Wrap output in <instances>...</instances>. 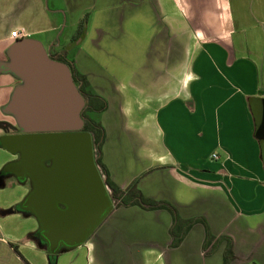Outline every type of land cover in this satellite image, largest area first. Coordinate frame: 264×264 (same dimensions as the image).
<instances>
[{"label":"crops","instance_id":"1","mask_svg":"<svg viewBox=\"0 0 264 264\" xmlns=\"http://www.w3.org/2000/svg\"><path fill=\"white\" fill-rule=\"evenodd\" d=\"M81 6L95 10L82 39L77 17L62 40L58 15ZM17 28L66 55L107 99L102 160L111 180L122 189L136 182L144 197L207 226L196 221L173 245L170 209L115 204L51 263L31 234L38 218L16 207L32 184L7 170L0 264H225L227 239L214 244L224 235L233 241L229 264H264V141L253 109L264 98V0H0V137L19 125L9 109L24 84L10 67ZM48 32L47 43L34 36ZM0 150L9 154L0 159L5 171L17 152L1 141ZM154 232L162 236L148 237Z\"/></svg>","mask_w":264,"mask_h":264},{"label":"water","instance_id":"2","mask_svg":"<svg viewBox=\"0 0 264 264\" xmlns=\"http://www.w3.org/2000/svg\"><path fill=\"white\" fill-rule=\"evenodd\" d=\"M11 56L10 67L24 84L15 90L9 109L23 131L0 137L3 147L20 153L5 169L32 180L19 205L36 215L41 237L55 253L85 242L115 199L97 164L93 134L82 129L85 97L68 63L30 36L14 41ZM253 109L264 141V98H255Z\"/></svg>","mask_w":264,"mask_h":264},{"label":"trees","instance_id":"3","mask_svg":"<svg viewBox=\"0 0 264 264\" xmlns=\"http://www.w3.org/2000/svg\"><path fill=\"white\" fill-rule=\"evenodd\" d=\"M85 19L86 18H82L79 21L77 30L74 34V38H77L83 35L84 27H85ZM59 59L68 63V65L71 68L73 78L85 97V105L82 109V115L84 117L83 129L88 130L92 132L93 134L94 153L96 156V161H97V164L102 174L106 176V182L110 185L112 189V196L116 201V205L118 204H126V205L140 204L141 206L147 207V208L167 207L168 209H170V211L173 214V222L170 228V232L173 235V241H172L173 245L178 244L183 239L188 229L196 221L204 219L206 226H207V222L205 218L203 217L182 218L179 215L178 209L175 207V205L171 204L170 202H167L164 200L156 201L154 199L144 197L142 193L140 192V190L138 189V187L136 186V182L131 183L126 189H122L118 185H116L115 182L111 180V178L109 177L108 168L102 160V144H103V140L105 137V127L103 123L101 122V120L94 118L91 114L88 113V110L102 111L106 109L108 106L107 99L101 93L95 92L87 88L88 81H87L86 76L83 73H80L79 71H77L76 66L73 63V61L65 58L64 56L60 57ZM31 234L32 236L38 238L40 243L43 246H45L46 249L48 248L47 241L41 237V234L39 231H34ZM213 238L214 236L209 232V229H208L207 230L208 243ZM223 239H227V246L224 252V263L229 264L230 260L234 256L232 238L228 235L220 236L216 239L214 244H216L217 242H220ZM58 251L55 253H50L51 263L55 262Z\"/></svg>","mask_w":264,"mask_h":264},{"label":"rangeland","instance_id":"4","mask_svg":"<svg viewBox=\"0 0 264 264\" xmlns=\"http://www.w3.org/2000/svg\"><path fill=\"white\" fill-rule=\"evenodd\" d=\"M52 3V0H49V4L51 5ZM95 11V10H91L90 7H86V6H81L79 9H75V10H67V11H61L60 14L58 15V17L61 19V24L62 26L66 25L65 29L63 30V32L61 33L60 35V38L62 40L65 39V33H67V31L69 30V28L71 27V24L75 21V18H79L78 19V23L79 21L82 19V18H86L85 19V27H84V30L88 27V20H89V17L91 15V13ZM54 14V16L56 17V12H52ZM58 14V13H57ZM63 29V28H61ZM85 32V31H84ZM52 33L51 32H48V33H39V34H34L35 37H41L43 39V41H45V43H47L48 41V35H51ZM79 38L82 39V37L80 36ZM79 40V39H78ZM79 42V41H78ZM79 46V43L77 44ZM78 46H75V49L74 51L77 49ZM80 47H81V50L83 52V49H84V46L83 44L81 45L80 44ZM127 49V48H126ZM130 49V48H129ZM129 52V50H128ZM107 58H109V61L111 60V63H114L116 64L117 60L115 58H112L110 56H107ZM124 67V66H123ZM125 69L127 67H124ZM88 113L91 114L94 118H97V119H102V111H90L88 110ZM102 121V120H101ZM103 123V122H102ZM104 124V123H103ZM6 129H9V130H16V129H22L20 127V125H15V126H8L6 125L5 126ZM9 156L8 153H4L3 151L0 150V159L1 158H4V157H7ZM4 165V164H3ZM3 165L1 167H3ZM7 170V169H6ZM16 178V177H14ZM29 182H31L32 184V180L27 177ZM18 191H16V193H14V195L18 194V192H20V189H17ZM6 193L8 194V192L6 191ZM116 203V201H115ZM16 207H19V204L16 205ZM15 208V207H13ZM21 209V208H20ZM14 210V209H13ZM26 210V209H25ZM158 236H162L160 235V233L158 234V232H154L152 235L148 234V237H153V238H156ZM140 250H143V248L141 247Z\"/></svg>","mask_w":264,"mask_h":264},{"label":"flooded vegetation","instance_id":"5","mask_svg":"<svg viewBox=\"0 0 264 264\" xmlns=\"http://www.w3.org/2000/svg\"><path fill=\"white\" fill-rule=\"evenodd\" d=\"M49 53L51 54V56L52 57H54V58H56V59H59L60 57H65V58H67V59H69L68 57H66V55H64L63 53H61V52H57V53H53V52H51V51H49ZM60 60V59H59ZM70 60V59H69ZM63 61V60H62ZM82 129H83V127H82ZM23 131V129H16V130H14V131H12V133H16V132H22ZM10 133V132H9ZM20 158V153L19 152H17V153H15V157H14V160H18ZM45 163L46 164H51V160H46L45 161ZM7 170H5V171H3V170H1L0 171V176L1 175H3V174H5V173H7L6 172ZM12 171V170H11ZM14 172V171H13ZM15 173V172H14ZM16 174V173H15ZM18 176V175H17ZM17 178H19L18 180H20V182L21 181H24V180H27L28 178L27 177H24V178H20L19 176L17 177ZM116 204V203H115Z\"/></svg>","mask_w":264,"mask_h":264},{"label":"built area","instance_id":"6","mask_svg":"<svg viewBox=\"0 0 264 264\" xmlns=\"http://www.w3.org/2000/svg\"><path fill=\"white\" fill-rule=\"evenodd\" d=\"M12 36L17 39V38H20V37H24V36H27L29 35L25 30L23 29H13L12 30ZM213 157H218V154L216 152H213ZM102 173V172H101ZM104 175V174H103ZM105 176V175H104Z\"/></svg>","mask_w":264,"mask_h":264}]
</instances>
